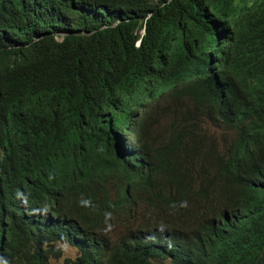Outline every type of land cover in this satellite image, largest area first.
Wrapping results in <instances>:
<instances>
[{
	"label": "trees",
	"instance_id": "trees-1",
	"mask_svg": "<svg viewBox=\"0 0 264 264\" xmlns=\"http://www.w3.org/2000/svg\"><path fill=\"white\" fill-rule=\"evenodd\" d=\"M57 243L264 264V0H0V264Z\"/></svg>",
	"mask_w": 264,
	"mask_h": 264
},
{
	"label": "rangeland",
	"instance_id": "rangeland-1",
	"mask_svg": "<svg viewBox=\"0 0 264 264\" xmlns=\"http://www.w3.org/2000/svg\"><path fill=\"white\" fill-rule=\"evenodd\" d=\"M201 128L203 133H207V135H214V137L217 139L218 147L221 150H224L225 147L229 144V141H232L234 138V133L229 130H223L214 127L207 121L200 122ZM168 124V120L166 118H159L156 122H153L151 128H152V135H159L158 140L164 141L165 137H163L164 132L166 131V125ZM119 228L116 227V231L114 235L118 233ZM53 246L57 249H59L62 253L61 257L58 259H53L52 262L56 264H68L67 260H74L77 258L80 253L78 250L73 248L72 246L66 244V243H57L53 244ZM161 264H170L167 261L162 262Z\"/></svg>",
	"mask_w": 264,
	"mask_h": 264
},
{
	"label": "clouds",
	"instance_id": "clouds-1",
	"mask_svg": "<svg viewBox=\"0 0 264 264\" xmlns=\"http://www.w3.org/2000/svg\"><path fill=\"white\" fill-rule=\"evenodd\" d=\"M109 236L111 237L112 235L109 233ZM59 258V257H58ZM58 258H51V262H52V260L53 259H58ZM52 263H54V262H52ZM56 264V263H55Z\"/></svg>",
	"mask_w": 264,
	"mask_h": 264
}]
</instances>
